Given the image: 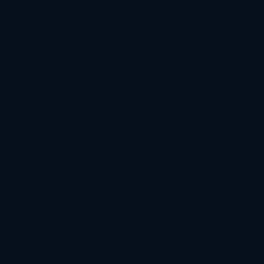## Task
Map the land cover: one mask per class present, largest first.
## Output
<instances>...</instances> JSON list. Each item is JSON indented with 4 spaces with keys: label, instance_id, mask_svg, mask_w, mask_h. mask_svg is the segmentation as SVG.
Returning <instances> with one entry per match:
<instances>
[{
    "label": "water",
    "instance_id": "95a60500",
    "mask_svg": "<svg viewBox=\"0 0 264 264\" xmlns=\"http://www.w3.org/2000/svg\"><path fill=\"white\" fill-rule=\"evenodd\" d=\"M0 264H264V0H0Z\"/></svg>",
    "mask_w": 264,
    "mask_h": 264
}]
</instances>
